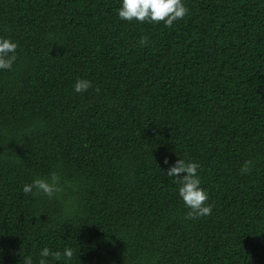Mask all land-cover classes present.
<instances>
[{
    "label": "trees",
    "instance_id": "1",
    "mask_svg": "<svg viewBox=\"0 0 264 264\" xmlns=\"http://www.w3.org/2000/svg\"><path fill=\"white\" fill-rule=\"evenodd\" d=\"M182 3L168 27L121 20L119 0H0L17 43L0 70V264L45 246L73 250L49 264H264V0ZM165 157L198 163L211 214L185 218ZM53 171L60 193H24Z\"/></svg>",
    "mask_w": 264,
    "mask_h": 264
},
{
    "label": "clouds",
    "instance_id": "2",
    "mask_svg": "<svg viewBox=\"0 0 264 264\" xmlns=\"http://www.w3.org/2000/svg\"><path fill=\"white\" fill-rule=\"evenodd\" d=\"M117 15L124 21H136L139 23L163 22L165 26H172L174 21L182 19L187 9L182 0H119V6L116 9ZM147 37H141L140 44L147 41ZM17 43L7 37H0V70H11L17 59ZM92 87V82L87 79L78 78L73 84V91L76 93L86 92ZM163 163L167 165L162 169L168 177L174 179L178 185V195L182 199L185 207L188 209L185 218L194 219L201 216H207L212 212V205L205 203L208 200L207 192L200 186L201 179L199 175L198 163L186 161L177 158L169 164L167 157ZM250 161H245L242 171H248ZM23 191L26 194H44L52 198L62 191L60 176L58 172H50L47 178L37 177L30 183L23 185ZM39 264H49L47 258L54 260H71L73 250L65 248L62 251H53L48 247L39 249ZM23 264H33L31 254L23 257Z\"/></svg>",
    "mask_w": 264,
    "mask_h": 264
}]
</instances>
